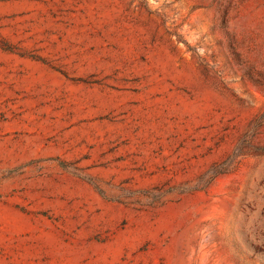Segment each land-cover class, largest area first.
<instances>
[{
    "label": "rangeland",
    "instance_id": "obj_1",
    "mask_svg": "<svg viewBox=\"0 0 264 264\" xmlns=\"http://www.w3.org/2000/svg\"><path fill=\"white\" fill-rule=\"evenodd\" d=\"M0 264H264V0H0Z\"/></svg>",
    "mask_w": 264,
    "mask_h": 264
}]
</instances>
